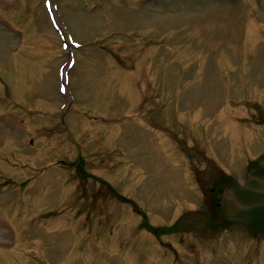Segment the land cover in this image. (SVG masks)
Returning a JSON list of instances; mask_svg holds the SVG:
<instances>
[{"label":"rangeland","instance_id":"obj_1","mask_svg":"<svg viewBox=\"0 0 264 264\" xmlns=\"http://www.w3.org/2000/svg\"><path fill=\"white\" fill-rule=\"evenodd\" d=\"M43 1L0 0V264H264L234 227L164 247L97 179L161 224L201 202L188 159L264 165V0H52L78 48Z\"/></svg>","mask_w":264,"mask_h":264},{"label":"water","instance_id":"obj_2","mask_svg":"<svg viewBox=\"0 0 264 264\" xmlns=\"http://www.w3.org/2000/svg\"><path fill=\"white\" fill-rule=\"evenodd\" d=\"M251 180H253V177L251 178ZM250 186H256V185H255L254 183H251ZM263 201H264V199H263ZM229 202H231L232 204H227L228 208H229V207H233L234 202H233V201H228V202H226V203H229Z\"/></svg>","mask_w":264,"mask_h":264}]
</instances>
